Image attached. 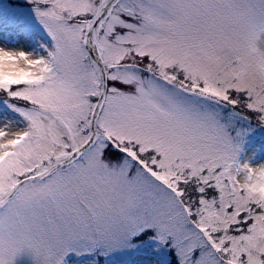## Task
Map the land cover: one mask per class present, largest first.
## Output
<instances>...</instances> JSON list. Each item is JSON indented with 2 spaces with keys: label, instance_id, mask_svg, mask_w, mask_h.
Returning <instances> with one entry per match:
<instances>
[{
  "label": "snow or ice",
  "instance_id": "1",
  "mask_svg": "<svg viewBox=\"0 0 264 264\" xmlns=\"http://www.w3.org/2000/svg\"><path fill=\"white\" fill-rule=\"evenodd\" d=\"M0 264H264V0H0Z\"/></svg>",
  "mask_w": 264,
  "mask_h": 264
}]
</instances>
